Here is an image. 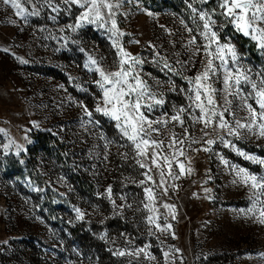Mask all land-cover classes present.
Wrapping results in <instances>:
<instances>
[{"label": "rangeland", "instance_id": "1", "mask_svg": "<svg viewBox=\"0 0 264 264\" xmlns=\"http://www.w3.org/2000/svg\"><path fill=\"white\" fill-rule=\"evenodd\" d=\"M158 6L162 9L157 10ZM194 6L210 10L214 4ZM60 7L57 14L45 5L40 16L29 17L25 24L15 10L0 6V264H264V217L260 216L264 196L253 205L250 189L233 183L238 178L221 157L257 175L264 174V167L244 160L218 138L223 136L236 149L264 158L244 147L264 149L258 128L240 129V139L229 136L227 130L211 129L209 136L202 137V125L185 120L191 136L182 146L186 156L179 159L186 166L191 161L193 171L168 179L175 187H169L168 195L159 200L174 206L175 219L159 207L158 200V223L172 225L169 232L160 233L147 223L152 213L143 208L142 201H147L138 182L144 170L115 124L94 112L98 102L102 105V97L95 84L99 76L89 70L96 66L88 58L96 59L106 72L116 71L118 50L112 46L116 37L96 25L72 31L68 25H75L78 13L75 8L71 13L63 11L67 5ZM115 11L117 26L124 33L118 42L143 61L137 69L152 90L164 94L166 103L153 117L165 111L172 114L190 103L179 92L189 87L187 81L161 71L167 60L184 77L192 78L208 59L202 53L193 56L186 47L190 35L181 21L192 28L195 24L183 0H123ZM214 18L218 25L224 22L223 17ZM234 31L231 25L224 27L221 43L235 46L240 64L251 69L250 78L259 83L264 55L255 41L238 32L243 42L247 39L248 45H256L262 61L240 51ZM198 42L206 43L199 36ZM169 77L175 92L169 91ZM214 86L221 88L220 83ZM248 102L256 107L253 99ZM81 105L93 111L92 122ZM232 111L235 119L245 122L248 113L238 101ZM226 118L234 124L233 117L226 114ZM168 127L182 132L178 125ZM35 131L50 135L48 149L35 147ZM193 138L200 142L192 143ZM207 139L216 143L207 145ZM206 147L211 150L203 151ZM109 186L116 205L125 207H114L104 195ZM76 209L84 213L83 219H77ZM149 228L155 235L149 234ZM146 244L155 259L143 254L114 255L116 251L135 252ZM166 251L170 253L167 259Z\"/></svg>", "mask_w": 264, "mask_h": 264}, {"label": "snow or ice", "instance_id": "2", "mask_svg": "<svg viewBox=\"0 0 264 264\" xmlns=\"http://www.w3.org/2000/svg\"><path fill=\"white\" fill-rule=\"evenodd\" d=\"M122 2L123 0H115V2L113 0H0V6L7 5L10 9L15 10V16L27 24L29 17L40 16L41 8L45 5L57 14L62 11L61 4L67 5L68 7L64 8L63 11L71 13L72 9L75 8L76 13H78L75 14V25H68L72 31H76L86 24L96 25L111 33L112 37H116L112 41V46L118 50L117 55L119 57L116 71L106 72L99 66L96 59L91 56L88 58L90 63L96 66L89 70L94 71L99 76L95 84L101 90L102 97V105L98 102L94 112L114 121L115 128L122 138L126 139L127 146L133 150V158L136 164L144 170L140 173L143 179L139 180L138 184L142 187L145 194L144 199L147 201L146 203L142 201L143 208L152 213V215L147 216V223L154 226L160 233H166L170 231L172 225L170 223H158V220L161 219L157 215L159 212L158 200L168 195L169 187H175L168 184L169 178L179 179L185 174L191 175L193 171L190 166L191 161L186 166L185 162L179 159L186 156L182 146L191 136L188 127L185 126L187 118H191L194 123L202 125L200 128L202 137L209 136L211 133L208 130L211 129L212 132L227 130L229 136L240 139V129H247L251 132L254 128H258V135L264 137V73H258L261 77L259 83L250 78L251 69L240 64L241 58L235 46L227 42L221 43L220 37L221 30L231 25L243 36L250 37L251 40L255 41L257 48L264 55V0H183L189 10L192 23L195 24V28H192L183 20L181 21L190 35L186 47H190L193 56L202 53L208 59L203 70L192 78L184 77L182 72L175 69L167 60L164 61L161 71L166 69L168 73L180 75L187 81L189 87L187 89L181 87L179 92L184 93L190 103L178 108L174 106L175 111L172 114L165 111L161 112L158 117H153L152 113L165 105L164 94L152 90V86L148 84L137 69V65H142L143 61L127 52L118 42L119 37L123 36L124 33L120 32L117 26L115 10L121 7ZM210 2L214 4L210 10L194 6L196 3L204 5ZM25 5H31L33 10L29 11ZM145 12L149 16L153 15L147 10ZM217 16L224 18V22L220 25L214 18ZM51 18L55 20L56 16ZM198 36L206 43L198 42ZM135 42L139 43L138 41ZM80 50L84 51L82 48ZM4 51H8V49H4ZM17 59L21 63H27L20 57ZM85 67L88 65L86 64ZM169 83L172 85L169 91H177L171 77H169ZM216 83H220L221 88H216L214 86ZM245 86L250 87L251 90ZM220 99L223 100V104H220ZM249 99L254 100L256 107L248 102ZM234 101H238L239 107L248 113L247 117L244 118L245 122L235 119V113L232 111ZM81 107L84 114L92 122L93 111H90L85 105H81ZM196 110H198V115ZM226 114L234 118V124L229 122ZM169 124H172L173 127L180 126L182 132L172 131L168 127ZM34 126L39 127L38 124ZM218 138L225 147H232L237 155L243 157L244 160L264 167V158L236 149L232 141L226 140L223 136ZM191 142L199 143L200 141L193 138ZM204 143L213 145L216 140L207 139L204 140ZM202 150L210 151L211 149L206 147ZM221 159L225 165L234 171L238 178L233 183L242 184L250 189V199L255 197L252 200L253 205L259 202L260 198L264 196V174L251 173L244 167L231 164L223 157ZM174 165L178 171L174 169ZM206 191L210 190L206 189ZM104 195L112 201L114 207H125L123 204L116 205V201L112 199L111 186L105 190ZM121 199L124 198L121 197ZM127 207L130 208L132 205L128 204ZM159 207L166 209L167 214L172 215V218L175 219L173 205L159 200ZM248 211H252V209H248ZM76 212L77 219H83L84 213L79 209H76ZM260 216L264 217V211L260 212ZM261 222L264 223V220ZM149 234L155 235L152 228H149ZM172 235L174 238V234ZM149 247L150 245L146 244L135 252L116 251L114 255L139 256L143 254L146 259H155L147 252ZM163 255L167 259L170 253L166 251Z\"/></svg>", "mask_w": 264, "mask_h": 264}, {"label": "trees", "instance_id": "3", "mask_svg": "<svg viewBox=\"0 0 264 264\" xmlns=\"http://www.w3.org/2000/svg\"><path fill=\"white\" fill-rule=\"evenodd\" d=\"M166 6H168V4H164ZM158 9H162L161 6H158L157 7V10ZM234 34L236 35V37L234 38V43L236 44L237 48L240 49V51H242L243 53H248L250 54L254 59H256L258 62L259 61H262L260 56H259V51L258 49L256 48V45L255 44H252V45H248L246 42H243L242 39L244 40V38H241V35L235 30L234 31ZM262 65L264 66V61L262 62ZM107 123H111L112 125H114V121H111L110 119L106 118L104 119ZM32 136L33 138H35L37 140V143H36V148L39 149V148H43V149H48L51 145V138H50V135L46 132H43V131H35L34 133H32ZM57 144L59 145V142L57 141ZM244 147L246 148H249L253 151H258L262 154H264V149H257L253 146H249V145H244Z\"/></svg>", "mask_w": 264, "mask_h": 264}]
</instances>
